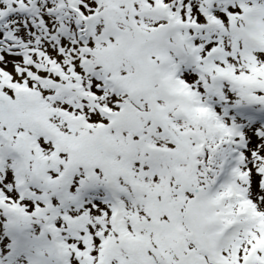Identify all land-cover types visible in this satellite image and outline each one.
Segmentation results:
<instances>
[{
  "label": "snow or ice",
  "instance_id": "6c2138e0",
  "mask_svg": "<svg viewBox=\"0 0 264 264\" xmlns=\"http://www.w3.org/2000/svg\"><path fill=\"white\" fill-rule=\"evenodd\" d=\"M0 264H264V0H0Z\"/></svg>",
  "mask_w": 264,
  "mask_h": 264
}]
</instances>
